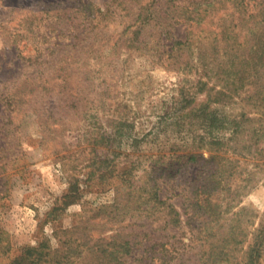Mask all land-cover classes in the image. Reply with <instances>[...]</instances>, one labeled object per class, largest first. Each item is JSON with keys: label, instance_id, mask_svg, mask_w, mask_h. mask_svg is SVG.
Listing matches in <instances>:
<instances>
[{"label": "rangeland", "instance_id": "374dc122", "mask_svg": "<svg viewBox=\"0 0 264 264\" xmlns=\"http://www.w3.org/2000/svg\"><path fill=\"white\" fill-rule=\"evenodd\" d=\"M138 6L0 0V237L9 247L0 264L22 256L31 264L37 256L25 248L40 246L41 263L98 264L97 255L122 239L137 245L129 264H163L168 253L177 257L174 264L197 262L198 221L183 197L162 194L180 211L181 228L125 213L137 198L130 190L148 180L160 159L169 163L205 135L190 115L208 95L198 92L195 70L162 65L156 54L125 49L123 40L118 53H101L107 40L121 38V10L131 9L133 21ZM108 8L117 15L99 16ZM176 33L184 38L185 28ZM85 35L90 41L79 44ZM226 111L241 113V101ZM233 158L234 175L224 184L231 193L221 197L222 231L236 236L233 264H247L252 250L251 264H264V151ZM201 164L181 180L190 186L210 166Z\"/></svg>", "mask_w": 264, "mask_h": 264}, {"label": "trees", "instance_id": "16d2710c", "mask_svg": "<svg viewBox=\"0 0 264 264\" xmlns=\"http://www.w3.org/2000/svg\"><path fill=\"white\" fill-rule=\"evenodd\" d=\"M134 1L139 3L137 17L130 21L131 9L123 8L118 15L126 26L121 38L114 43L107 40L101 53L114 55L122 44L130 51L151 52L162 65L195 70L198 92L208 95L202 107L190 115L191 124L198 119L205 135L193 139L190 145L187 143L182 153L174 155L169 163L160 159L161 164L147 172L148 180L130 190L129 195L137 198L128 201L125 213L135 211L139 218H153L165 229L181 228L180 211L168 197H162L164 192H173L172 196H181L190 203L193 210L190 217L198 221L196 235L201 250L195 264H233L231 255L237 239L231 229L222 231L225 226L221 222V197L224 192L231 193L229 184H224L234 175L233 157L264 151V0ZM98 13L104 19L107 15H117L111 8ZM178 27L185 28L182 39L176 33ZM95 28L96 25L91 32ZM86 37L79 44L88 43L90 40ZM213 80L219 89L210 88L209 81ZM237 100L241 101L242 112L229 114L226 110ZM212 103L221 108H211ZM204 150L210 153L208 158ZM200 164L201 169L205 164L210 165L206 173L197 171L190 186L181 180ZM203 229L206 236L200 231ZM2 241L0 237V256L9 248ZM136 246L129 239L115 242L111 249L97 255V263L129 264L127 258L137 253ZM172 247L179 254V248L174 244ZM43 248H25L37 256L31 264H60L41 263L38 258L43 257ZM252 251L247 264L257 262ZM176 258L168 253L160 260L163 259V264H174ZM23 260L24 256L15 258L11 264H28Z\"/></svg>", "mask_w": 264, "mask_h": 264}]
</instances>
